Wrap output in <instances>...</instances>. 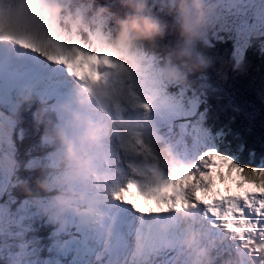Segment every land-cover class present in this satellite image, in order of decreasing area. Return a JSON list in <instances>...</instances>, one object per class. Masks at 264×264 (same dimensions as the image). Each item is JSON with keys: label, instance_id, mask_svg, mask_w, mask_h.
Here are the masks:
<instances>
[{"label": "clouds", "instance_id": "9594fccd", "mask_svg": "<svg viewBox=\"0 0 264 264\" xmlns=\"http://www.w3.org/2000/svg\"><path fill=\"white\" fill-rule=\"evenodd\" d=\"M0 6L5 9L0 16L3 27H26L65 47L73 37L83 36L84 43L94 42L102 55L122 62L128 70L106 68V78L95 84L70 79L66 92L54 100L51 92L25 82L12 100L13 119L31 111L34 125L43 128V144L54 149L34 187L20 179H13V185L46 218L53 233L64 231L69 221L99 231L93 222L98 202H111L112 186L106 181L120 177L124 162L153 169L157 176L183 163L157 130L153 114L164 109L153 90L165 95L166 87L186 85L189 73L209 66L210 60L195 48L218 24L217 6L214 0H156L155 8L153 0H107L104 4L98 0H0ZM89 31L94 34L92 41ZM172 32L178 35V43L167 53L163 66L152 68L155 82L145 84L140 79L135 89H143L151 110L134 108L127 77L143 72L145 44L155 46L157 39ZM15 54L22 57L24 51L17 48ZM166 99L179 107V101ZM137 139L143 142L138 154L124 151L122 146ZM11 167L19 164L13 159ZM27 167H33L32 163ZM201 212L193 208L176 213L180 223L174 242L169 240L168 226L159 230L161 246L178 249L177 264H259L255 255L238 247L239 241L224 229L213 228ZM143 250L138 239L137 259Z\"/></svg>", "mask_w": 264, "mask_h": 264}, {"label": "snow or ice", "instance_id": "6c2138e0", "mask_svg": "<svg viewBox=\"0 0 264 264\" xmlns=\"http://www.w3.org/2000/svg\"><path fill=\"white\" fill-rule=\"evenodd\" d=\"M214 3L218 9V23H227L233 16L243 17L240 32L245 42L249 34L264 28V0H214ZM4 11L0 6V16ZM249 14L256 21L251 26L247 23ZM96 35L102 36V33ZM88 39L94 40L91 31ZM17 48L24 51L22 57L15 54ZM142 58L144 70L140 76L134 78L129 74L127 77L132 89L130 103L134 108L150 111L151 105L142 95L143 89H135L140 79L145 84L155 82L154 59L145 55ZM101 68L128 72L122 62L102 55L94 42L84 43L83 36L73 37L71 45L65 47L51 44L41 34L26 27L0 25V91L7 97V102L0 105L11 109L17 90L25 82H32L37 88L51 93L63 86L64 78L85 84L99 83L107 75ZM153 94L160 99L164 110L177 108L159 90H153ZM0 117H3L0 125L4 126L0 128V152L3 153L0 155V193H3L13 182V121L3 113ZM122 147L126 152L138 154L143 149V142L137 139ZM182 161L180 166H173L159 176L153 169L124 162L120 177L106 181L112 186L111 202H98L99 211L93 222L99 225V231L93 232L89 227L69 221L64 231L52 234L51 259L41 260L40 249L24 242L16 252L7 243L0 245V258L6 254L9 264H177L178 249L175 245L164 249L159 230L168 226L169 240L174 242L180 223L176 213L198 208L213 228L224 229L239 241L238 247L255 255L259 264H264V166L242 164L228 151L207 144L196 152L191 162ZM217 181L225 186L226 194L221 195L215 190ZM229 181L235 184L236 192L232 191ZM245 185H253L256 190L251 191ZM132 189L145 201L154 202L155 207L144 210L138 206L129 198ZM34 214L39 213L37 210L33 213L29 201L15 213H11L6 205L0 206V236H15L23 241L27 231L24 221ZM138 239L144 249L141 259L136 256Z\"/></svg>", "mask_w": 264, "mask_h": 264}, {"label": "trees", "instance_id": "16d2710c", "mask_svg": "<svg viewBox=\"0 0 264 264\" xmlns=\"http://www.w3.org/2000/svg\"><path fill=\"white\" fill-rule=\"evenodd\" d=\"M98 2L104 4L107 0ZM153 5L155 8L156 1H153ZM228 37H231L229 33L212 29L202 41L197 42L195 50L210 60L209 66L189 73L187 84L175 86L171 92L186 90L184 87L194 91V94L186 92V96L199 106L197 118H201L206 126L204 127L219 137L217 141L210 133L215 146L228 151L242 164L264 166V51L249 46L242 55L227 40ZM177 43L178 35L175 32L166 34L157 39L155 46L145 44L144 55L152 57L157 67L163 66L167 53ZM16 137L20 140L21 133L18 132ZM29 137L35 146H43L42 137L35 131H31ZM26 142L24 145L28 146ZM48 149L50 148L44 150ZM24 153L27 154V151ZM15 156L19 159L18 150L15 151ZM23 165L24 163H19L12 181L26 180L34 187L39 171L33 172L34 174L26 173ZM233 176L235 177V173ZM245 187L251 191L256 190L253 185ZM25 198L23 191L12 182L7 193H0V206L6 205L10 211L17 202ZM34 232L37 242L41 243L39 234H42V228L38 231L34 228ZM27 236L33 240L30 232ZM7 242L16 244L14 239ZM0 264H3L2 260Z\"/></svg>", "mask_w": 264, "mask_h": 264}, {"label": "rangeland", "instance_id": "374dc122", "mask_svg": "<svg viewBox=\"0 0 264 264\" xmlns=\"http://www.w3.org/2000/svg\"><path fill=\"white\" fill-rule=\"evenodd\" d=\"M153 67H157L155 61H154ZM175 86H178V85L168 86L165 88V91H164L165 95H167V96L171 95L169 97H171L175 101H179V107H177L175 110H173V111H167V110L164 111L163 110L166 113V117H168V119L170 121V128L172 129V127H173V121H175L176 123L178 121V123L180 124L181 127H184V128H186L187 126L189 127L190 134H194L195 136L200 138V141L197 144V146L199 148H203V146H205V144H207L209 146L215 145L214 144L215 142L212 139L211 134L202 127L201 118H199V119L197 118L199 106L194 101H190L191 98H187V96H186V92H188V93L192 92L193 94L195 92L187 89L186 87H184L186 90L179 91V92L178 91L177 92H171V89ZM204 87L206 88V85ZM201 97H203V96L201 95ZM158 116H159V114H158ZM170 132H171L172 140L174 141L177 134H174L173 130H171ZM178 133L183 134L181 131H179ZM180 147H183L184 153L188 152L187 144L180 143ZM13 150H14V148H13ZM175 152H176V154H180V151H178V150H175ZM11 155H12V159L17 161V163L23 161L22 156H20L18 159L15 156V153L11 154ZM34 165H36V164H34ZM14 171H15V169H14ZM216 191H218V189ZM19 208H20V205L17 204L14 208H12L10 210V212L15 213L18 211ZM15 231H13V232H15ZM9 239H14L16 241V250H14L13 244H9L12 246V251L13 252L18 251L19 245L22 242L21 239L18 237H15V236L2 237V236H0V245L5 244V243L8 244L7 240H9ZM5 257H7L6 254L3 258H5ZM3 258H0V260ZM7 259L8 258H5V260H7ZM6 264H9V263H6Z\"/></svg>", "mask_w": 264, "mask_h": 264}, {"label": "water", "instance_id": "95a60500", "mask_svg": "<svg viewBox=\"0 0 264 264\" xmlns=\"http://www.w3.org/2000/svg\"><path fill=\"white\" fill-rule=\"evenodd\" d=\"M204 126H205V124L202 123V127H203L205 130H207V129L205 128L206 126H205V127H204ZM207 131H208V130H207ZM208 132H209V133H212V136L214 137V139L217 140V141H219V137H218V136H217L212 130H210V131H208ZM212 139H213V138H212ZM214 139H213V140H214ZM215 140H214V142H215Z\"/></svg>", "mask_w": 264, "mask_h": 264}]
</instances>
